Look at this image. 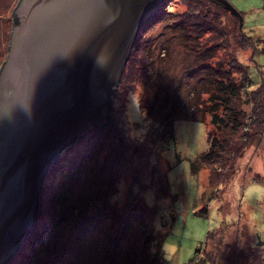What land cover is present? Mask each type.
<instances>
[{
  "label": "rangeland",
  "instance_id": "374dc122",
  "mask_svg": "<svg viewBox=\"0 0 264 264\" xmlns=\"http://www.w3.org/2000/svg\"><path fill=\"white\" fill-rule=\"evenodd\" d=\"M189 1L167 0L151 18L112 121L59 157L45 182V217L2 264H209L197 254L203 245L213 264H264V134L248 142L207 113L215 68L229 69L232 57L248 65L252 88L264 80V2L228 0L240 18L213 0ZM18 2L0 0V70ZM183 18L190 39L176 27ZM246 99L237 105L249 115ZM174 103L175 139L166 142L157 134ZM212 135L232 139L218 166L201 162Z\"/></svg>",
  "mask_w": 264,
  "mask_h": 264
},
{
  "label": "water",
  "instance_id": "95a60500",
  "mask_svg": "<svg viewBox=\"0 0 264 264\" xmlns=\"http://www.w3.org/2000/svg\"><path fill=\"white\" fill-rule=\"evenodd\" d=\"M213 1L238 15L228 0ZM162 2L19 1L0 70V264L37 226L49 168L108 125L115 85Z\"/></svg>",
  "mask_w": 264,
  "mask_h": 264
},
{
  "label": "trees",
  "instance_id": "16d2710c",
  "mask_svg": "<svg viewBox=\"0 0 264 264\" xmlns=\"http://www.w3.org/2000/svg\"><path fill=\"white\" fill-rule=\"evenodd\" d=\"M166 2L167 0H163L161 7L158 11L159 13H157V17H160L162 15V11L165 10L164 8H165ZM189 2L191 4H194V2L191 0ZM224 8L226 10L228 9L226 7ZM193 10L194 8H192L190 12H188V15L192 16L193 15L192 13L198 14V12H196L195 10L193 11ZM228 10L231 11L230 9ZM240 14L242 13L239 11L238 15ZM185 19L186 21L188 20L186 16H185ZM185 19L183 18L182 21L176 22V27H178V29L180 30L183 29V32L186 38L190 39L191 38L190 36L192 35V33L186 29L185 25H181L182 22L184 23ZM150 21L151 19L143 25L141 31L139 32L135 40V43L131 50L129 58L124 66L120 81L115 85L113 96L116 93L117 86L122 82L124 78L125 68L127 64H129V62H131L132 59L135 58V55H137V51L142 49V45L144 44L143 43V32L149 25ZM207 26L210 28H213V26L215 25L213 24L212 26H210L207 24ZM242 45H246V44L242 43ZM254 47L257 49V44L255 42H254ZM213 49H214V46H213ZM204 54L206 56V59H208L211 54V51L209 50V48L205 51ZM212 70H214V67ZM215 71H217L218 73H217V76L213 79V87L211 88L209 92L210 96H209V105H208V111H207V113L211 115V123L219 131L221 130V132L223 130H229L232 133L237 132L239 130L242 131L244 133L243 134L244 138L248 140V142L251 141L252 138H254L255 133L261 134L263 136L264 134V80L262 81L260 86L258 85V87L252 88V78L249 73L248 65L241 63L236 57H232L231 62L229 64V69H224L223 66H218L217 69L215 68ZM237 74L239 75V77H236ZM243 93H245V95L247 96V99H246L247 103H250L252 105V111L249 113V115L244 110L240 109L239 106L237 105V101L240 99ZM113 96H112V104L110 108L109 123L112 121L111 112L113 108ZM146 101L147 100H144L145 103H147ZM167 102L170 103L169 100H167L165 103ZM142 105H143L142 107L144 108L145 104H142ZM177 108H178V105L176 103H174V105L171 106V108H169V111L166 112V115L161 122L162 124L161 130H159L157 134L159 138L160 136L161 137L164 136L166 142H169L175 139V122L177 119V116H176ZM93 128L94 130H98L103 127H93ZM254 128H257V130H254ZM209 132L211 136L212 131H209ZM85 138H86V135L84 137L77 139L75 142L71 143L70 145H73V144L76 145V144L82 143ZM231 142H232L231 137H225L224 135H212L211 140H210L209 149L201 155V162L207 166L208 165L209 166L210 165H213V166L221 165L222 163H224L227 153H231V150L233 149L231 147ZM61 162L62 160H57L49 168L47 176L50 174L51 176L55 177L56 169L61 164ZM46 177L43 180L42 190L39 196L38 221L42 219L43 217H45L44 211H43L44 201L42 197L45 195V184L44 183H45ZM255 179L259 180L258 178H255ZM199 212L201 214L208 213V206L205 205L201 210L198 211V213ZM210 232H213V231H209L207 233V236H209ZM29 239H30V236L27 237L26 242ZM164 241H165V237L161 236L159 238L160 247H163ZM24 246L25 244H23V248ZM205 246L206 245H203V248H199L197 250V254L200 256L202 263L208 262L209 264H213L211 257L209 256L206 257V255L203 254V252L206 250ZM156 261L158 262L157 264H165V260L163 258L161 259V261L158 259Z\"/></svg>",
  "mask_w": 264,
  "mask_h": 264
},
{
  "label": "built area",
  "instance_id": "2783aa9c",
  "mask_svg": "<svg viewBox=\"0 0 264 264\" xmlns=\"http://www.w3.org/2000/svg\"><path fill=\"white\" fill-rule=\"evenodd\" d=\"M263 2H264V0H263Z\"/></svg>",
  "mask_w": 264,
  "mask_h": 264
}]
</instances>
